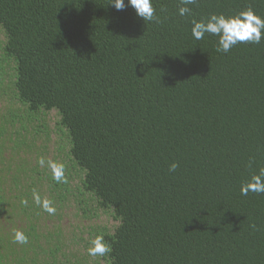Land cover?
<instances>
[{
    "label": "trees",
    "instance_id": "trees-1",
    "mask_svg": "<svg viewBox=\"0 0 264 264\" xmlns=\"http://www.w3.org/2000/svg\"><path fill=\"white\" fill-rule=\"evenodd\" d=\"M151 2L158 23L110 0H0V264H264V194H241L264 168V30L227 53L191 33L264 19V0ZM97 235L111 252L92 257Z\"/></svg>",
    "mask_w": 264,
    "mask_h": 264
},
{
    "label": "clouds",
    "instance_id": "clouds-1",
    "mask_svg": "<svg viewBox=\"0 0 264 264\" xmlns=\"http://www.w3.org/2000/svg\"><path fill=\"white\" fill-rule=\"evenodd\" d=\"M184 5L179 8V15L185 16L191 13L188 5L197 3V0H180ZM116 10H123L126 6H131L137 16L143 19L144 22L156 21L159 18L154 15V8L151 0H110ZM262 30H264V19L254 14L251 8L242 11L233 16H225L224 14H211L207 18L201 20H192L191 33L194 39L202 40L205 34L213 35L218 38L217 51L227 53L233 46L239 43H253L259 44L262 39ZM37 163L41 167H47L51 172L52 179L56 183H67L65 177V166L62 163L45 159L40 157ZM178 164L173 162L169 166L170 172H175ZM249 192L264 194V168H261L258 174H254L250 179L245 180L241 184V194L248 195ZM33 201L35 204L42 207L43 211L49 214H55L56 208L53 206L52 201L47 198L42 199L36 190L32 193ZM27 205V200L21 201ZM14 242L26 244L28 237L20 231H16L14 235ZM88 254L92 257L104 256L111 252L110 244L106 243L103 235H97L89 241Z\"/></svg>",
    "mask_w": 264,
    "mask_h": 264
},
{
    "label": "rangeland",
    "instance_id": "rangeland-1",
    "mask_svg": "<svg viewBox=\"0 0 264 264\" xmlns=\"http://www.w3.org/2000/svg\"><path fill=\"white\" fill-rule=\"evenodd\" d=\"M50 145V147H49V149L47 150V152L48 153H50L51 154V156H52V154H53V146H52V144H49ZM50 157V156H49ZM26 185V184H25ZM25 185H24V187H25ZM102 218H100V220H101ZM99 220V219H98ZM97 220V221H98ZM99 220V221H100ZM79 221V220H78ZM78 221H76L75 222V220H74V218L72 217V213H70V214H68L67 216H65L64 217V219L61 221V224L62 225H66V224H68V223H70V224H72V223H74V224H77L78 223ZM85 225V223L84 222H80V225ZM88 224V223H87ZM67 232V231H66Z\"/></svg>",
    "mask_w": 264,
    "mask_h": 264
}]
</instances>
